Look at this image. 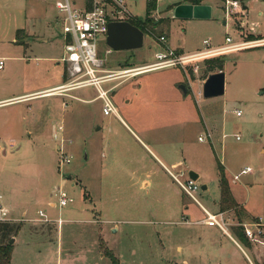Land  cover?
Instances as JSON below:
<instances>
[{"label":"rangeland","instance_id":"obj_1","mask_svg":"<svg viewBox=\"0 0 264 264\" xmlns=\"http://www.w3.org/2000/svg\"><path fill=\"white\" fill-rule=\"evenodd\" d=\"M234 1L241 8L231 16L227 0H213L211 19H187L171 12L179 1L156 0L150 18L158 23L140 49L112 50L99 34L98 56L109 70L150 65L163 47L178 55L224 48L185 66L105 82L115 86L117 109L106 115L94 85L19 100L70 80L63 16L54 0H0V199L11 216L44 210L49 217L30 222L31 237L19 235L12 264H264V0ZM128 2L136 17H146L149 0ZM164 34L167 43L159 41ZM212 58L224 59L225 93L206 98ZM206 133L212 138L199 141ZM151 149L165 163L159 149L181 151L182 168L165 169ZM63 153L69 163L61 164ZM220 165L239 204L225 210L236 242L198 222L206 216L201 205L175 179L200 173L195 195L218 212ZM246 167L252 171L235 180ZM59 188L73 198L65 207Z\"/></svg>","mask_w":264,"mask_h":264},{"label":"built area","instance_id":"obj_2","mask_svg":"<svg viewBox=\"0 0 264 264\" xmlns=\"http://www.w3.org/2000/svg\"><path fill=\"white\" fill-rule=\"evenodd\" d=\"M54 3L63 16L62 37L65 41V53L62 61L68 65L70 80L50 90V93L48 94L51 95L58 92L64 93L71 89L94 85L98 90L96 98L103 101V111L106 115L117 113V109L111 98V92L115 86L105 88L103 85L105 82L129 76L130 74L134 75V72L131 73L129 70L138 69V72H142L170 67L177 64L185 66V64L189 62L208 57L212 53L219 51L222 53L224 50V48H210L191 55H178L176 51L171 48L166 49L163 47V50L156 52V61L150 65L132 69H105V61L98 56L97 38L99 34H105L107 38L109 24L111 22H131L132 20L139 19V17H136L133 14L128 0H82L80 3L78 0H54ZM175 6L176 5H173L171 8L173 12ZM238 7L241 8V5L237 1L227 0V16H231V13L235 11L234 8ZM144 19L145 18H142V20ZM148 31L151 34V30L148 29ZM158 38L160 42L167 43V37L165 35H161ZM228 40L230 39L228 38ZM205 43L208 45L207 41H205ZM3 65L4 60L0 59V68H2ZM235 112L237 116L242 115L241 110L237 109ZM209 138H212L211 133H206L201 135L199 140L205 142ZM237 139H240V136H237ZM70 161L71 157L63 153L61 164L69 163ZM250 171H252V168L246 167L239 174H236L234 179L239 180L242 174L249 173ZM175 179L183 192L201 205L206 216L198 222L205 223L208 226H217L224 233L231 236L229 233V227L231 224L234 225V223L230 222L231 218L227 214L228 211L220 210L218 212H212L207 207L203 206L195 195L200 190V186L189 176L186 180H183L178 176H175ZM57 196L59 197L60 207H65L73 202V198L64 189L59 188ZM11 212L12 210L10 207L5 205L0 199V221L13 220ZM39 214L44 217V221L49 220L47 214L43 210H40ZM58 222L59 224H62L64 221L62 218H59ZM241 226L243 227L245 235L253 239L255 232L249 227V225L241 224Z\"/></svg>","mask_w":264,"mask_h":264},{"label":"water","instance_id":"obj_3","mask_svg":"<svg viewBox=\"0 0 264 264\" xmlns=\"http://www.w3.org/2000/svg\"><path fill=\"white\" fill-rule=\"evenodd\" d=\"M183 1V0H172ZM246 8L245 6H243ZM174 16L178 18H197L209 19L212 17V7L207 4H192V3H179L174 7ZM145 32L138 26L128 21L111 22L109 24L107 34V44L115 51L122 50H135L144 46ZM226 73L221 70L212 73L206 79L203 88V94L206 98H213L222 96L225 93ZM184 92L186 88L182 86ZM189 177L197 181L200 174L194 170L188 171ZM203 190L207 189V185L202 186ZM15 238L11 239L14 243Z\"/></svg>","mask_w":264,"mask_h":264},{"label":"trees","instance_id":"obj_4","mask_svg":"<svg viewBox=\"0 0 264 264\" xmlns=\"http://www.w3.org/2000/svg\"><path fill=\"white\" fill-rule=\"evenodd\" d=\"M192 4H202L204 0H188ZM156 0H149L147 3V15L144 20L142 18L132 20L131 23L141 28L145 34L149 33V30L155 29V26L157 25V20L155 17L150 18L151 10L156 9ZM173 7V6H172ZM151 27V28H150ZM21 30H19L20 32ZM18 32V36H19ZM208 65V76L212 73H216L217 71H221L224 68V59L220 58H212L207 61ZM220 186H221V210L225 211L229 208H236L239 206L237 201L235 200L228 178L225 174V170L223 169V166L220 165ZM21 226L20 225H11L10 223H0V235L5 239L6 241L3 243H0V264H12V253H13V243H11V239L17 235L19 232ZM15 231V235L11 236V234ZM239 236H242L239 233ZM244 241V240H243ZM112 264H120L119 261L115 262L112 261Z\"/></svg>","mask_w":264,"mask_h":264},{"label":"crops","instance_id":"obj_5","mask_svg":"<svg viewBox=\"0 0 264 264\" xmlns=\"http://www.w3.org/2000/svg\"><path fill=\"white\" fill-rule=\"evenodd\" d=\"M213 1V0H204L202 4H210V2ZM179 3H190L188 0H185L183 2H179ZM178 3V4H179ZM222 3H223V0H222ZM244 5V4H243ZM212 6V5H211ZM246 8L247 6L244 5ZM223 7V6H222ZM171 12L173 13V16H174V12L173 10H171ZM212 17H213V6H212ZM211 17V18H212ZM209 18V19H211ZM165 35V34H164ZM169 38V36H168ZM221 46V45H219ZM217 46V47H219ZM182 50V51H181ZM178 51H180V53L183 55V54H187V55H191V54H195V53H198V52H195V53H183V49H178ZM61 85V84H60ZM60 85H56V86H53V87H49V88H46V89H43V90H39V91H35V92H32V93H28L30 94L29 96L27 97H24V98H21L19 100H24V99H28V98H34V97H40V96H45V95H49L48 93H50V90L60 86ZM26 94V95H28ZM57 94V93H56ZM74 96V95H73ZM75 98H77V96H74ZM1 104V103H0ZM136 134V132H134ZM137 135V134H136ZM138 136V135H137ZM139 137V136H138ZM65 138V133L64 135L62 136V140H64ZM140 138V137H139ZM200 141V140H199ZM147 147L150 149V147L147 145ZM152 151V149H151ZM159 151L164 155L165 159H167L166 161L169 163H165V161H163L161 158H159L153 151V153L155 154V156L157 157V159L161 162L162 166L166 169V167H175L177 168L180 167V169L182 168V164H183V153L180 151V153L178 155H176V153L172 154V153H168V152H165L164 150H161L159 149ZM144 169V167H143ZM200 174V173H199ZM200 178V177H199ZM144 183H149L150 184V181L148 179H145L144 180ZM175 194V192H174ZM172 200V199H170ZM169 200V201H170ZM171 202V201H170ZM169 202V203H170ZM50 205L51 206H54L55 205V202L54 201H51L50 202ZM10 208H12V206H9ZM44 211V210H43ZM45 212V211H44ZM13 218V220L15 221H20L21 223H19V225L21 226L19 232L17 233V235H15L13 238H15V241H14V245L16 244V242L18 241V238H19V235L20 234H26L27 232L29 233L30 237H31V230H30V222L31 223H34V222H44V217L39 216L38 217H28L27 216V211H24L21 213V216L20 215H14V216H11ZM48 217V215H47ZM49 218V217H48ZM263 225V224H262ZM235 240V239H234ZM236 242V240H235Z\"/></svg>","mask_w":264,"mask_h":264},{"label":"bare ground","instance_id":"obj_6","mask_svg":"<svg viewBox=\"0 0 264 264\" xmlns=\"http://www.w3.org/2000/svg\"><path fill=\"white\" fill-rule=\"evenodd\" d=\"M137 70H138V69H133V70H129V71H131V73L134 72V73H133L134 75H136V74H141V73H143V72L150 71V70H146V71L138 72ZM127 72H128V71H127Z\"/></svg>","mask_w":264,"mask_h":264}]
</instances>
